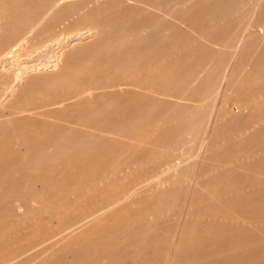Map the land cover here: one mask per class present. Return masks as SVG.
I'll return each instance as SVG.
<instances>
[{
    "label": "bare ground",
    "instance_id": "6f19581e",
    "mask_svg": "<svg viewBox=\"0 0 264 264\" xmlns=\"http://www.w3.org/2000/svg\"><path fill=\"white\" fill-rule=\"evenodd\" d=\"M245 1L0 0V137L7 132L11 149L25 163L22 184L37 196L32 200L14 197L5 207V213L9 207L21 217L16 226L29 221L30 210L44 213L52 227L60 225V213L44 206L59 182L71 200L83 203L88 194L82 191L91 186L78 188L79 181L71 180L75 169H67L65 180L51 178L50 184L42 164L74 165L96 147L113 158L127 155L130 159L122 163L124 170L137 172L142 176L139 181L153 184L149 197L154 198L153 204L142 214L154 221L157 235L139 239L136 233L125 230L122 251L136 241L143 250L153 245L160 227L168 222L166 213L178 206V190L185 179L194 178L195 182L188 186L179 208L186 219L180 234L172 238L175 246L170 249L169 264H180L182 258L193 254L194 245L186 240L197 216L209 222L218 219L215 212L222 211L237 213L234 219L242 224H264V190L254 187L245 197L225 195L230 188L238 191L256 179L264 182V0H254L255 19L249 31L244 29L228 47L224 39L237 25L235 14ZM201 43L210 44L211 51L201 48ZM225 49L230 55L223 64L218 56ZM20 54L25 60L19 59ZM221 73L220 88L224 89L211 94L215 83L210 76ZM209 98L222 103L208 121V132L190 162L184 158L186 145L180 139L188 131L191 111ZM225 100L240 104L232 119L222 118ZM46 106L59 112L52 129L38 120V108ZM114 115L121 117L116 125ZM142 120L147 126L134 127ZM178 120L183 121V128H164L165 122ZM99 122L104 126L99 128ZM139 130L144 131V137L136 144L137 152L113 150L110 139L133 140L132 132ZM3 153L0 147V155ZM232 173L238 176L227 179ZM214 185L218 190L211 192ZM145 200L135 189L82 206L71 224L58 233L63 237L54 255L34 264H74L78 251L89 247L88 242H78L79 237L126 206L141 205ZM206 201H212L208 207ZM221 229L222 245L211 242L195 252L191 264H218L230 249L264 239L258 229L239 234ZM16 240L11 237V241ZM13 250L8 257L0 255V264H24L18 259L27 250L19 246ZM262 250L254 246L238 264H256ZM138 264H142L141 258Z\"/></svg>",
    "mask_w": 264,
    "mask_h": 264
},
{
    "label": "rangeland",
    "instance_id": "374dc122",
    "mask_svg": "<svg viewBox=\"0 0 264 264\" xmlns=\"http://www.w3.org/2000/svg\"><path fill=\"white\" fill-rule=\"evenodd\" d=\"M254 7V0H246L241 4L238 12L235 14L237 17V19L235 20L237 25L232 27L230 33L226 34L227 38H224L227 42V47L232 44V41L239 39L241 33L244 32V29H246L247 27L248 31L251 29V25L255 19V14H253ZM181 31L184 30L181 28ZM192 44H194V42ZM201 44V48H203L205 51H211L212 47L210 44ZM15 48L16 45L12 47L10 51L14 50ZM229 55L230 52L228 51V49L222 50L221 52H219L218 59L221 63L224 64L228 61ZM25 58L26 57L24 55L20 54L19 59L21 61L25 60ZM210 59H212V57H210ZM220 70L222 71L223 68L221 67ZM221 77L222 73L217 74L213 77L210 76V79L212 78V81H214L215 83L211 94H214L219 90ZM221 89L223 91L224 87H221L220 90ZM49 96L51 95H48L47 97H45V99H48ZM221 103V100L214 103L209 98L202 104V107L200 106L201 108L197 107L191 111L192 119L190 120L191 122L189 121V127L191 128L188 127L187 133L184 134L183 139H180V142L185 143L186 148L188 146L187 149L185 148L184 158L188 159L190 162H193L196 157L198 145L202 136L206 132H208V121L214 118V115L218 110L217 108ZM223 105L224 110L222 112V118L226 120L232 119L236 115L238 109H241L240 104H237V101L230 102L228 100H225L223 102ZM38 114L39 122H41V124L46 126L48 129H52L54 127V122H56L54 118L59 115V112L55 108H53V106H46L44 108H38ZM100 117L101 116L99 115V118ZM112 118L115 119V122H113L114 125H116L117 119L121 117L119 115H114L112 116ZM182 123L183 121L181 120L175 121L172 124L168 123L167 121L164 123V128H167L168 130L171 127L181 129L183 128ZM140 124L143 125V127L147 126V122L145 120H142L136 123L134 127L139 128ZM103 126L104 123L99 122V128ZM243 128L245 130H248L245 127H242V129ZM140 133L142 135H140ZM132 134L135 135V139L133 140L122 137H115L113 139H110V142H107L111 143L114 146L113 150H115L116 152H137L139 148H137L138 146L136 144L138 142L142 143L141 141H143L142 139L144 137V131H133ZM3 136L0 137V147L4 151V153L0 155V230L2 229L0 233V244L2 243V246L4 244V247L0 249V255H2L3 257H8L14 254L15 250L13 249L19 246L20 249L27 250L26 253L22 254V256L18 259L20 263L34 264L38 260L49 259L50 256L54 255L55 251L60 247V239L63 236L61 237L58 233L64 231L66 229V226L71 224V222L75 219L76 214L82 211V206H93L98 198L100 202V200L108 199L111 196L122 195L136 189V193L140 196L142 195V198L144 197L146 199L145 203L135 206H126L122 211L114 214L110 220L100 222L93 229L91 228L89 232L79 237L80 240H78V242H88L89 247L83 252L78 251V259L74 264H138L139 258L142 259V264L170 263L172 259L170 249L174 248L175 246L172 238L180 234L184 227L186 219L185 212H179V208L182 207L184 203V197L185 193L188 190V186L190 185V183L192 184L195 182L194 178L185 179V181L180 183V189L178 190L180 196L178 206L173 212L166 213L168 214V216L166 217L168 222L164 224L165 226L163 225V227H160L158 239L154 241L153 245L143 250L142 248L136 246L138 244L136 243L138 241H136L135 244L130 248L122 251L124 239L121 237V234L125 230H131L132 232L136 233L139 239H141L140 236L150 239L151 237H154V235H157L155 233L156 231L153 230L154 221L146 218V216H143V214L150 209L149 206L153 204L152 201H154V198H149L152 194L151 187L153 184L151 185L147 184V182L139 181L142 176L140 174L138 175L137 172L131 173L126 169L124 170L122 163L130 159L127 155L123 157L116 156L113 158L111 157L112 155L104 153L103 150L105 149L96 147L95 150H88L84 160L79 161L74 165L70 164V167L66 163H61L59 166L54 165L51 167L49 166L50 164L48 165L47 163H45L44 165L46 167L42 164V167H44L49 174V176L46 177V181L50 184L52 179L65 180L67 177H69L67 176L69 174L67 172V169H75V172H73L74 174L71 173L74 175L73 177H71V180L79 181V183H76L79 184V189H82L83 185L91 186L90 189L84 188L83 191L81 190L82 192L87 193L89 197L87 196V198L84 199L83 203H80L79 200L75 202V200H71L69 194H67L68 192L65 191V185L62 182H59L55 186L57 190L55 189L50 191L51 193H49L48 198L44 201V206H50L51 210L55 209L54 211L60 213V225L54 228L50 225L48 220L44 218V213L42 214L40 210H30L29 221L16 226L15 221L21 217L19 216V214L12 211L9 207V210L7 209L5 213V207L10 201L14 199V197H18L22 200H32L34 198H37V196L34 195V191L31 188L25 187L24 184H22L26 177V173L23 169L25 166L24 160L17 151H13L11 149L10 142H8L7 140V132H5ZM232 139L233 135L229 137L230 141H232ZM124 145L126 147H124ZM233 159L235 160L236 158ZM70 160H73V158ZM240 162L241 160L239 161V163ZM92 167L93 169H91ZM229 176L230 177L227 179H233L237 177L238 174L232 173ZM254 187L258 188L260 191H263L264 182L259 178L256 179L254 183L248 187H240L238 191L235 190L232 192V189L230 188L229 190L231 191H226L225 195L228 194V196H233L231 194H237L241 195V197H245L249 192H251L250 190L254 189ZM216 190H218L217 185H214L210 188L211 192H214ZM62 191H65L64 194H62ZM220 191H222V189H219V192ZM56 197L57 200L55 199ZM211 202L212 201H206L207 207ZM1 211H3L4 213ZM1 213L3 215H1ZM235 214L237 213L232 214L228 212V214H225L222 211L215 212L214 216H218V219H211L209 222L204 220L202 217L197 216L193 218V222L191 224V234L188 235L187 240H185H191L192 245H194V251L193 254L191 253L189 256L182 258L180 264H191L193 261V257L196 254L195 252H197L198 250H204L206 246L211 244V242L215 246H217L216 243H218L219 246L222 245V241L220 239V230H222V227L226 230L229 229L230 231H234L237 234L244 231L250 232L251 229L261 230L264 234V224L254 225L253 223H239L236 219H234ZM222 218H224V220H220ZM4 223L6 225L7 223H9V225L6 226ZM249 225L251 226V228H247ZM23 228H25V236H23L24 233L21 235L15 234L17 233L16 230H22ZM205 235H211L212 237L205 240ZM13 236L17 238L16 241H11V237ZM214 236L218 237L215 238ZM186 241H184V243H186ZM254 246L263 249L262 255L260 256L256 264H264V239L262 238H260V240H255L253 242V245H248L245 242L241 245V247L238 246L236 248L230 249L229 252L225 253L222 259L218 261V264H232V262L234 264H238L239 259L244 255L247 256L246 254L251 249H254ZM6 249H8V251Z\"/></svg>",
    "mask_w": 264,
    "mask_h": 264
}]
</instances>
